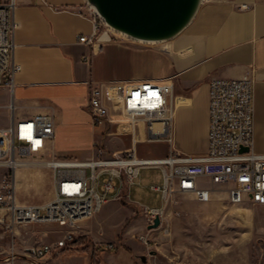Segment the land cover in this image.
I'll return each instance as SVG.
<instances>
[{"label":"crops","instance_id":"1","mask_svg":"<svg viewBox=\"0 0 264 264\" xmlns=\"http://www.w3.org/2000/svg\"><path fill=\"white\" fill-rule=\"evenodd\" d=\"M242 5L248 8L242 9ZM87 8L85 0H16L13 59L21 71L13 89L0 88V129L36 115H53L55 135L46 156L49 160L86 161L98 153L94 143L106 156L136 147L140 158L164 159L170 153L167 143L145 142V126L139 125L140 142L134 146L132 127L119 118L123 92L138 89L146 81L172 78L175 145L184 154L202 155L208 147L210 82L249 77L254 83V150L264 153V0H205L194 22L161 52L129 41L106 43L93 53L92 47L79 41L94 29L93 21L81 14H87ZM105 48L106 57L102 54ZM109 48H116L118 65L121 63L127 75L100 78L97 59L101 64L108 62ZM151 66L160 76H132L139 68ZM94 85L101 87L113 120L106 127H94L92 123L89 102ZM200 183L210 186L207 180ZM162 187L160 168L142 169L130 186L119 180L116 193L89 225L92 237L87 239L92 243L80 242L88 235L77 236L59 255L47 256L42 264H136L137 259L146 263L147 254L152 256L154 252L132 237L149 230V210L165 208ZM220 197L226 199L225 194L215 195L213 201ZM115 213L131 222L122 239L117 240L115 251L109 252L108 245L115 239L99 234L108 232V224L120 220H112ZM9 231L14 241L29 250L55 244L67 228L33 224ZM54 232L62 236L54 240ZM17 260L13 256L11 264H19Z\"/></svg>","mask_w":264,"mask_h":264},{"label":"built area","instance_id":"2","mask_svg":"<svg viewBox=\"0 0 264 264\" xmlns=\"http://www.w3.org/2000/svg\"><path fill=\"white\" fill-rule=\"evenodd\" d=\"M16 0H0V88L13 89L21 71L13 59ZM247 9V5H242ZM94 23L91 35L79 41L92 47L93 53L107 42L125 41L116 36L104 21L87 8ZM88 60V59H87ZM174 81H146L140 88L123 92L119 121L133 129L132 142L137 145L138 126L144 125L147 143H167L170 153L164 159L140 158L136 147L124 154L106 156L98 148L95 157L86 161L53 158L46 166L54 170L53 200L43 205L19 204L16 198V172L25 158L44 159L51 151L55 135L53 115L40 114L22 119L0 129V226L53 224L67 228L55 244H42L27 250L31 264H42L50 255H59L73 243L84 221L99 214L118 189V181L127 186L136 182L144 168H160L163 174L165 207L176 194L190 195L201 204L224 193L233 206H264V153L254 150V83L243 79H213L210 82L208 147L202 155H187L175 145ZM89 109L94 127H106L113 120L104 103L102 89L94 85ZM247 148V152L242 149ZM207 180L204 186L200 180ZM164 209L147 212L152 224ZM139 239L147 246L148 237ZM114 245H108L113 251Z\"/></svg>","mask_w":264,"mask_h":264},{"label":"rangeland","instance_id":"3","mask_svg":"<svg viewBox=\"0 0 264 264\" xmlns=\"http://www.w3.org/2000/svg\"><path fill=\"white\" fill-rule=\"evenodd\" d=\"M116 36L119 35L116 34ZM123 39L125 43L130 41L124 37ZM114 42L118 43L114 40L107 43ZM167 43L147 46L154 47L161 52V49L168 47ZM108 50V62L102 63L103 68L100 60L97 59L96 68L99 69L100 78L112 77L116 74L127 75L128 73L124 74L125 69L120 65L121 63H119L120 66L118 65L116 48ZM106 51L107 48L102 52L105 57ZM152 68L154 67L139 68L135 73L130 74L132 76L147 74L151 78L160 76L159 70ZM47 161L49 159L46 157L42 160L25 158L27 166L17 170L16 198L19 204L43 205L53 200L54 170L46 166ZM218 195L222 196L224 193H218ZM214 201L201 204L190 195H174L172 202L165 207L160 217V227L147 230L142 234L148 237L149 246L139 239L140 235L132 237L133 240L149 247L155 254L151 256L148 253L146 263L137 259L136 264H149V259L152 260V264H264V206H233L221 197ZM99 215L100 213L83 222L82 231L77 236H88H85V239L80 241L81 243L87 245L92 243L91 239H87L92 237V233L88 234L90 233L89 225L97 220ZM125 215H129V212L126 211ZM113 217L112 220L116 221L120 218V214L115 213ZM130 222L131 219L121 217L113 225L108 224L110 228L108 232H101L99 235L103 238H114L115 247L117 240L124 236ZM61 236L58 232L51 233V238L54 240ZM25 248V245L13 240L9 230L0 227V264H11L13 256L18 259L19 264H31ZM101 249L93 251L99 252Z\"/></svg>","mask_w":264,"mask_h":264},{"label":"water","instance_id":"4","mask_svg":"<svg viewBox=\"0 0 264 264\" xmlns=\"http://www.w3.org/2000/svg\"><path fill=\"white\" fill-rule=\"evenodd\" d=\"M114 33L143 45L170 42L196 19L205 0H85ZM248 149H242L247 152ZM158 216L149 230L159 228Z\"/></svg>","mask_w":264,"mask_h":264},{"label":"trees","instance_id":"5","mask_svg":"<svg viewBox=\"0 0 264 264\" xmlns=\"http://www.w3.org/2000/svg\"><path fill=\"white\" fill-rule=\"evenodd\" d=\"M84 239H85V237H81V239H79V240L81 241V240H84Z\"/></svg>","mask_w":264,"mask_h":264},{"label":"bare ground","instance_id":"6","mask_svg":"<svg viewBox=\"0 0 264 264\" xmlns=\"http://www.w3.org/2000/svg\"><path fill=\"white\" fill-rule=\"evenodd\" d=\"M24 166H27L26 164Z\"/></svg>","mask_w":264,"mask_h":264}]
</instances>
